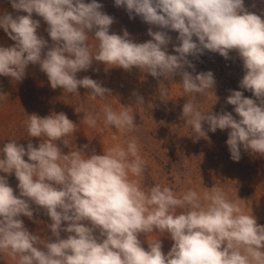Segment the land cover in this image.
<instances>
[{
  "label": "clouds",
  "instance_id": "clouds-1",
  "mask_svg": "<svg viewBox=\"0 0 264 264\" xmlns=\"http://www.w3.org/2000/svg\"><path fill=\"white\" fill-rule=\"evenodd\" d=\"M9 2L27 15L0 14V28L15 42L0 46V76L20 82L29 64L39 65L52 89L79 95L78 88L83 87L93 100L111 95L101 82L77 78L94 61L104 64L106 71L136 67L165 80L179 75L184 92L206 94L214 89V75L185 70V66L195 69L188 57L198 58L207 50L227 60L235 51L244 71L239 87L255 97L229 90L226 103L234 106L238 119L223 110L202 113L191 102L183 105L182 113L197 139L207 137L204 123L213 133L229 130L226 144L234 162L241 159V147L264 156V19L249 12L244 0H114L130 19L139 16L161 29L150 27L151 39L143 43L134 42L127 30L110 34L114 18L101 10L97 0ZM33 13L48 25L51 45L37 34L40 21L32 18ZM164 29L178 33L176 54L167 51L171 37ZM89 33L99 41L95 55L88 45ZM159 94L161 98L168 94L163 83ZM133 95L136 105L143 106V97ZM103 112L106 124L115 129L137 127L130 106L115 111L105 105ZM27 117L28 135L39 138L38 147L30 140L26 148L15 140L0 146L4 174L0 175V252L18 257L19 264H264V226L220 189L213 187L203 199L193 190L177 196L160 185L144 191L129 178L144 171L135 138L126 149L116 145L102 154L95 150L89 154L83 145L65 154L58 142L69 148L65 138L76 130L65 113ZM83 119L96 126L90 113ZM12 174L18 195L8 181ZM32 205L50 218V236L41 238L25 227L21 216L32 219L36 210ZM153 232L167 233L174 242L167 254L160 239L148 242L147 250L142 247L139 235Z\"/></svg>",
  "mask_w": 264,
  "mask_h": 264
},
{
  "label": "rangeland",
  "instance_id": "rangeland-1",
  "mask_svg": "<svg viewBox=\"0 0 264 264\" xmlns=\"http://www.w3.org/2000/svg\"><path fill=\"white\" fill-rule=\"evenodd\" d=\"M84 2L90 3L91 0ZM97 2L103 5V12L114 18L110 34L114 32L122 35L123 30H127L134 42L143 43L151 39L147 34L150 27L153 31L161 30L143 22L139 16L130 19L125 8L116 7L114 0ZM244 3L249 12L264 19V0H244ZM4 12L12 13L14 17L27 15L14 10L9 0H0V14ZM32 18L40 21L37 34L51 45L53 42L46 31L48 25L35 13ZM164 31L171 37L167 46L168 53L176 54L173 46L179 43L178 33L167 29ZM193 39L196 40L195 37ZM14 43L0 28V46L8 47ZM88 45L95 55L99 50V41L91 33ZM229 55L230 58L226 60L218 53L205 50L198 58L188 57L195 69L185 66V70L193 75L208 71L214 75V89H208L206 94L184 92L179 75L165 80L163 77L154 78L136 67L131 71L122 68L106 71L104 64L94 61L90 69L76 75L78 79L88 76L111 90V95L95 100L88 96L90 90L83 87L78 88L79 95L64 92L59 87L52 89L39 65L29 64L26 75L20 82L13 81L11 77L0 76V95H3L0 96V146L15 140L26 148L30 140L38 147L39 138L28 135L25 124L27 115L35 113L46 117L63 112L76 124L75 132L65 138L70 141L69 148L58 142L65 154L83 145L88 146L85 151L89 154L93 150L102 154L116 145L126 149L128 141L135 138L139 155L145 162L144 171L138 177L129 174V178L137 181L144 191L160 185L162 188L172 189L177 196L193 190L203 199L205 193L214 187L220 189L229 200L238 203L245 214L253 215L259 225L264 226V156L245 151L241 147V159L234 162L226 144L229 130L217 129L213 133L208 131L209 126L204 123L203 129L207 137L197 139L192 126L187 123L188 118L182 113L183 105L191 102L202 113H220L223 110L232 112L238 119L233 112L234 106L226 103L229 90L242 91L245 97L255 99L250 91L239 87V81L244 75L242 61L235 51ZM161 83L167 87L168 94L165 98H161L159 94ZM133 93L143 97V106L136 105V95ZM105 105H110L115 111L122 110L123 106L132 107L137 127L133 131H121L106 124L103 112ZM75 109L80 112L77 113ZM85 113L96 118L95 127L85 123ZM8 181L18 195L15 175H9ZM32 207L36 209L32 219L21 216L25 227L41 238L50 236L47 229V225L51 223L50 218L36 205ZM176 211L179 213L182 209ZM66 236V233L61 232V238ZM138 238L145 250L148 242L160 239L165 254L174 243L167 233H141ZM0 264H19V258L13 259L8 253L0 252Z\"/></svg>",
  "mask_w": 264,
  "mask_h": 264
}]
</instances>
